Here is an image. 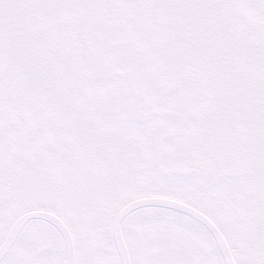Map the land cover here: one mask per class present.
Wrapping results in <instances>:
<instances>
[{
  "label": "snow or ice",
  "instance_id": "6c2138e0",
  "mask_svg": "<svg viewBox=\"0 0 264 264\" xmlns=\"http://www.w3.org/2000/svg\"><path fill=\"white\" fill-rule=\"evenodd\" d=\"M0 264H264V0H0Z\"/></svg>",
  "mask_w": 264,
  "mask_h": 264
}]
</instances>
